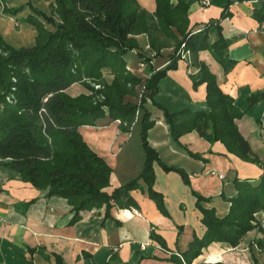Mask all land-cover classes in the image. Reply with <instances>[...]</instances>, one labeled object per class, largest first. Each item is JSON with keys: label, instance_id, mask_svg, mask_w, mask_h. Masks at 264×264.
<instances>
[{"label": "trees", "instance_id": "16d2710c", "mask_svg": "<svg viewBox=\"0 0 264 264\" xmlns=\"http://www.w3.org/2000/svg\"><path fill=\"white\" fill-rule=\"evenodd\" d=\"M155 1L153 12L137 0H53L52 11L27 0L7 9L16 14L28 6L30 11L21 19L32 24L37 34L32 44L15 46L0 32V165L13 171L18 179L41 189L45 196L65 197L72 211L69 223L79 220L81 210L85 209L104 205L108 215L113 205L137 207L131 194L133 189L146 192L159 211L170 216L164 194L154 188L155 162L165 171L178 172L186 184H191L183 167L163 161L149 143L148 129L154 119L145 105L148 98L162 110L170 134L178 143L183 133L196 129L210 142L220 140L227 151L240 158L260 162L235 119L264 99V89L252 92L244 101H236L222 90L209 65L198 58L200 50H208L225 72L235 64L227 53V41L220 24V19L230 14L227 6L232 0H228L219 19L197 31L187 28L189 2ZM252 16L264 21V0L253 7ZM214 22L217 37L211 41L209 27ZM173 27L181 34L180 38ZM142 32L147 34L155 56L165 45L166 38L174 39V51L164 68L144 79V91L136 103L125 101L124 96L135 95V88L142 79L127 68L124 55L139 47L134 35ZM182 50H189V64L200 71L194 84L206 83L204 107L170 111L165 104L156 101L154 95L167 70L177 67ZM140 55L143 61H149V57ZM103 69L113 75L110 82ZM74 82L82 83L91 92L70 95L65 89ZM93 82L101 83L102 87L95 88ZM139 108L143 109L140 132L145 152L143 167L136 177L108 191L112 168L84 140L79 126L94 125L99 117L108 115L118 120L122 130L129 131ZM184 147L189 155L205 159L201 152ZM234 185L236 192L232 196L221 194L229 201L228 211L222 216L216 213L214 206L202 204V201H210L211 195L191 189L205 230L202 235L194 233L175 260L191 264L213 241L235 247L255 227L262 232L256 246L264 249V225L257 216L258 212H264V170L257 177H235ZM34 200L23 204L27 206ZM177 227L179 231L182 228ZM150 235L166 245L159 233L151 231ZM250 249H254L253 244ZM28 250L36 249L28 247ZM38 251L54 264H66L58 253L45 252L42 247ZM251 257V264H258L255 250H251ZM201 264L224 263L218 260Z\"/></svg>", "mask_w": 264, "mask_h": 264}, {"label": "crops", "instance_id": "0c3cea01", "mask_svg": "<svg viewBox=\"0 0 264 264\" xmlns=\"http://www.w3.org/2000/svg\"><path fill=\"white\" fill-rule=\"evenodd\" d=\"M137 1L150 12L156 8L155 0ZM186 1L189 2L187 28L192 31L200 30L208 22L219 19L228 2ZM259 1L232 0L227 6L230 14L220 19L222 33L227 41V53L236 61L229 71L225 72L208 50L198 52V58L209 65L222 90L236 101H244L252 92L264 89V26L262 21L252 16V9ZM1 25L3 33L12 29L10 24ZM173 30L180 38L177 29L173 27ZM209 36L211 41L217 37L215 22L209 27ZM134 37L139 47L128 50L124 58L127 68L141 77L142 81L136 86L135 95L127 94L124 100L137 103L144 91V79L169 62V55L174 51V39L166 38L165 45L155 56L145 32ZM140 53L149 57V61H143ZM189 62L190 52L189 56L178 60L176 68L167 70L158 82L154 98L171 110L204 107L206 83L194 84L200 71ZM106 70L105 78L110 82L113 75ZM65 91L70 95L87 93V89L79 82L72 83ZM145 105L154 119L148 129L149 143L163 161L183 167L191 182L190 187L183 182L178 172H167L155 163L154 186L164 194L171 218L159 211L146 192L133 189L131 194L138 203L134 207L137 213L132 212L133 206L113 205L107 215L102 205L81 210V218L69 223L72 211L65 197L45 196L41 189L18 179L13 171L0 165V264H54L52 259L38 251L39 247L45 252L60 254L66 264H185L175 260L180 255L179 251L186 247L194 233L202 235L205 230L191 189L205 196L211 195L212 199L202 201V204L214 206L216 213L222 216L228 211L229 201L223 199L221 194L232 196L236 192L234 178L257 177L264 170V99L253 104L242 117L235 119L239 131L259 156V163L244 160L227 151L220 140L210 142L196 129L183 133L178 143L170 134L162 110L153 105L149 98ZM142 114L143 110L139 108L129 131L122 130L118 120L108 115L98 118L94 125L79 126L84 140L112 168L110 184L106 187L108 191L140 173L143 147H140L141 142L134 134L136 129L139 131L137 125ZM184 146L201 152L205 159L189 155ZM138 149L140 152L136 156L134 150ZM32 198L35 200L29 205L23 204ZM257 216L261 219L264 212H258ZM178 224L183 225L182 233L178 230ZM151 231L163 236L166 245L154 239L150 235ZM252 231L249 230L235 247L213 241L191 264L218 260L224 264H251V250H255L258 264H261L264 261V249L257 248L256 240L262 236V232L248 236ZM251 244L254 249H250ZM28 247H35L36 250L30 252Z\"/></svg>", "mask_w": 264, "mask_h": 264}, {"label": "rangeland", "instance_id": "374dc122", "mask_svg": "<svg viewBox=\"0 0 264 264\" xmlns=\"http://www.w3.org/2000/svg\"><path fill=\"white\" fill-rule=\"evenodd\" d=\"M25 1H27V0H0V31H1V33H3L2 25L1 24H4V23L10 24L12 26V29L10 31H8L7 33H3V35H4V38L9 43H11V44H13L15 46L30 45V44H32L34 42V40L36 38V34H37V31H36L35 27L32 24H30L28 22H25V21H23L21 19L24 15L27 14V12L30 11V8L28 6L25 7V8H23L21 11L17 12L16 14H13V13H10L9 11H7L8 8H12L13 6H17V5H19V4H21V3L25 2ZM31 2L33 4H35V5H37L39 8L44 9L46 11H52V9H53V5H52L53 4V0H31ZM188 56H189V54H188ZM106 72H107V70L106 69H103L104 75H105ZM93 83H96V82H93ZM80 84H82V83H80ZM99 84H100V87L99 88H101L102 87V84L101 83H99ZM85 88L87 89V93H90L91 92L90 89H88L87 87H85ZM169 110L170 111H174V110H171V109H169ZM246 113L247 112H245L244 114H246ZM141 119H142V117H141ZM141 124L142 123H141V120H140L139 125H137V126H139V131H138V129H136V132L134 134V137H138V142H141L140 147L141 146L143 147V145H142V139H141V133H140L141 132ZM141 150H142V148H141ZM134 151H135V153H137L136 156H138L140 150L138 149V151L137 150H134ZM141 154H142L141 156H142V159L143 160H142V163H141V166H140L139 171H141V169L143 167V163H144V158H145L144 148H143ZM155 163H157V162H155ZM155 163H154V165H155ZM1 168L2 167L0 166V169ZM170 171H172V170H170ZM154 172H155V170H154ZM136 176H134V177H136ZM134 177H132V178H134ZM132 178H129L127 180H124L120 184L126 183L128 180H130ZM155 179H156V175H155ZM154 183H155V181H154ZM120 184H118V185H120ZM118 185H116V186H118ZM189 186L191 187V184ZM154 188H155V186H154ZM198 192H200V191H198ZM164 199H165V197H164ZM165 203H166V201H165ZM167 209L169 211V208H167ZM169 213H170V211H169ZM163 215H165V214H163ZM165 216H167V215H165ZM167 217L171 218V213H170V216H167ZM178 225H180V224H178ZM181 226L183 228V225H181ZM182 228L180 229L181 233H182ZM259 231L260 230L257 227H255V228H253V231L248 236L257 235ZM261 264H264V261H262Z\"/></svg>", "mask_w": 264, "mask_h": 264}, {"label": "built area", "instance_id": "2783aa9c", "mask_svg": "<svg viewBox=\"0 0 264 264\" xmlns=\"http://www.w3.org/2000/svg\"><path fill=\"white\" fill-rule=\"evenodd\" d=\"M262 25L264 26V21H262ZM188 54H189L188 50H182L181 51L182 57H186V56H188ZM93 85H94L95 88H99L100 87L99 83H93ZM132 212L137 213L138 211H137L136 208L132 207ZM260 220H261L262 224L264 225V216Z\"/></svg>", "mask_w": 264, "mask_h": 264}]
</instances>
